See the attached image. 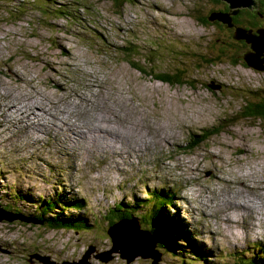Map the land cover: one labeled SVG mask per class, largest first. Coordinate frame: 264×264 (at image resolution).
<instances>
[{
  "label": "rangeland",
  "instance_id": "obj_1",
  "mask_svg": "<svg viewBox=\"0 0 264 264\" xmlns=\"http://www.w3.org/2000/svg\"><path fill=\"white\" fill-rule=\"evenodd\" d=\"M192 9L205 13L210 3L131 0L117 8L112 0H0V135L17 144L8 142L6 150L0 141V209L5 204L10 213L28 217L0 222V247L6 249L0 251V264H81L90 245L95 246L90 264H239V258H259L264 250V211L257 219L264 203V121L241 117L247 99L264 101V71L234 64L233 47L218 41V28L198 24ZM178 68L184 82L172 81L180 85L148 74H173ZM25 99L34 105L23 119L17 112H29L23 109L29 104ZM65 113L79 119L84 134L88 128L111 129L112 148L103 149L100 139L83 147L69 144L75 156L68 159L48 136L37 144L24 134V122L33 115L50 126ZM216 130L221 133L188 148L192 135ZM63 183L74 188V195L63 194L71 193ZM156 193L175 195L171 217L190 224L181 233L185 247L164 251L157 246L158 261L142 259L135 256L141 247L128 246L123 230L119 253L107 263L97 259L112 248L107 230L125 213L118 214L115 204L136 208ZM43 198L63 199L67 206L38 209ZM77 199L86 206L92 230L69 226L78 216L71 206ZM140 206L134 212L151 215L152 205ZM163 209L170 217L166 205ZM237 211L244 219L227 220ZM43 215L68 219L67 227L55 229L30 218ZM148 223L144 218L142 228ZM245 243L251 246L244 249ZM201 251L204 257L197 256Z\"/></svg>",
  "mask_w": 264,
  "mask_h": 264
},
{
  "label": "flooded vegetation",
  "instance_id": "obj_2",
  "mask_svg": "<svg viewBox=\"0 0 264 264\" xmlns=\"http://www.w3.org/2000/svg\"><path fill=\"white\" fill-rule=\"evenodd\" d=\"M251 1L250 6L234 9L223 0H207L210 3L209 10L203 13L192 9V13L196 15L195 19L201 26L216 27L220 30L218 41L225 46L233 47L232 60L237 59L238 64L247 66L244 59L247 58L260 68V71H264V0ZM216 13L229 14L232 27L214 17L213 14ZM236 29L247 31V39H236L234 37Z\"/></svg>",
  "mask_w": 264,
  "mask_h": 264
},
{
  "label": "bare ground",
  "instance_id": "obj_3",
  "mask_svg": "<svg viewBox=\"0 0 264 264\" xmlns=\"http://www.w3.org/2000/svg\"><path fill=\"white\" fill-rule=\"evenodd\" d=\"M58 87H60V83H58ZM25 100H28L29 104L23 105V109L24 108H26V109L28 108L29 112L25 113L23 110L20 111V112H17V113H20V115H22V116L25 115L23 117V119H25L28 115H30V113H31L30 107H32L34 105V104H32L30 102L29 99H25ZM8 108H7V110H8ZM7 110H6V113H7ZM50 114L57 115V114H54V113H48L47 115L49 116ZM41 115H43V113ZM34 116H36V114L32 116V118H31V120H29V122H27V123L24 122L23 126L26 127V128H24V134L29 133L30 137H34L35 138L33 140H35V142H37V144L39 142H41L45 136H48V137H46L47 140H49L51 143H53V144L57 145L58 147H60V149L66 153L68 159H72V157L75 156V154H74V152H72V148L70 147L69 144H74L76 146H82L83 147V145H90V144H94L95 145V141L97 139H100V140L104 141V144L102 146L103 149L112 148L108 144V142L113 138V131L111 129H104L102 126H101L100 129L88 128L87 133L84 134L83 130H82L84 127L79 122V119L75 120V119L71 118L70 116H68V114H66V113H65V116L61 117V119L58 120V121L49 120L48 119L49 117H48L47 118L48 121H56L55 123L51 124L50 126L48 125L47 121H45L40 116H39V119L33 120ZM7 117H9V116L7 115ZM71 124H74V125H71ZM93 124H94V122L90 123L89 125H93ZM37 125L43 126L44 130H41L40 132H36L34 130V128ZM104 126L108 127L107 125H104ZM101 129H104V130H101ZM0 136L2 137V138H0V141H2V144H4L6 150H7V147H8V145H7L8 142H9L10 145H11V142L15 143L14 141H12V139H11V137L9 135H6L7 139H6L4 134H2ZM19 138H20V136H19ZM43 143H45V142H43ZM15 145H17V144L15 143ZM1 150L3 151L4 149L1 147ZM17 151H18V149H17ZM41 151H42V148L38 152H41ZM80 151H84V150L80 149ZM86 151L89 152L88 149H86ZM87 155H88V153H87ZM33 171L36 172V169L33 168ZM250 175H251V172L249 170H247L246 173H245V176H250ZM59 176H60L59 181L63 180V178H62L63 170L59 171ZM61 184H62V182H61ZM63 185H64V183H63ZM240 185H242L244 187L247 184L245 183V181H241ZM263 186H264V184H263ZM64 188H66V187L64 186ZM191 195L193 196V194H191ZM262 211H264V203H263V207L258 212V218H257L258 220H260L259 214ZM0 213L2 214V213H4V211H0ZM7 214H8V216L13 215L10 212H8ZM175 214L179 215V212L175 210ZM237 219H244V216H241V214H239L238 211L236 212V215H235V217H233V219L227 218V220H237ZM62 222H64V221H62ZM121 223H122L123 227H126V223L124 221L121 220ZM179 223H180L182 228L188 229V227H190V224L185 219L179 220ZM255 224L256 223H252V225L249 228H251ZM186 229H185V231H186ZM124 231L127 232V230L125 228H124ZM246 232H247V230H246ZM249 240H252V239H249ZM229 244H232V245H235V246L239 245L236 242L229 243ZM210 251L212 252V250H210ZM262 252L264 253V250H262ZM260 257H262V256L260 255ZM262 258H264V257H262Z\"/></svg>",
  "mask_w": 264,
  "mask_h": 264
},
{
  "label": "trees",
  "instance_id": "obj_4",
  "mask_svg": "<svg viewBox=\"0 0 264 264\" xmlns=\"http://www.w3.org/2000/svg\"><path fill=\"white\" fill-rule=\"evenodd\" d=\"M76 1L79 2L82 0H76ZM112 1H113L114 5H116L117 8H120L125 1L129 2L131 0H112ZM204 23H206V21ZM232 62L234 64L238 63L237 59H233ZM181 70L182 69L178 68L179 72L173 73L171 75L155 73V71L148 72V74L154 76L157 80L163 81L164 83H168L170 85L171 84L176 85L179 83L172 81L173 78H176L177 82H180L181 84L184 82L183 78L181 77ZM243 117L254 119L256 121H258V120L264 121V101L253 102V103L247 102ZM220 132L221 131L216 130V131L211 132L209 134H205L203 141L209 139L212 135L218 134ZM197 145H199V143ZM170 201H172V199L169 200L167 198H164L163 200H159V202L153 204L152 208H153L154 213L149 220H150L151 225L153 226L152 233L154 235L156 234L158 240L160 241V243H159L160 247L165 248L167 250H173V249L176 250V248L174 247L175 238H174V230H173V226H172V221L162 214L163 206L164 205L169 206ZM125 204L126 203L122 202L121 204H118V206H117L118 211H122V212L125 211V213H123L124 215H122L119 218V221L124 219V218H128L129 216L131 217L133 215H137L136 212H133V209H136L137 207H139V205H137L136 208L135 207L130 208V207H127ZM44 205L46 206V209L49 210V209H52L55 207V202L50 201V200L43 201V206H42V203H41V205L38 204V208L43 210L42 207H44ZM2 207L8 208V207H6L5 204H3ZM74 207L76 209H78V211H82V209H83L82 208L83 206H81L80 202H77V205H74ZM120 208L122 210H120ZM125 208H127V210H125ZM10 212H12V211L10 210ZM119 214H122V213H119ZM45 215L41 216L40 219L42 221L47 222L50 226L67 227V226H64L67 223L62 222V221H65L64 219L55 218L56 221L53 222L54 219H52V218H54V217H50V216L48 217ZM157 215H158V217H157ZM141 218H143V217H141ZM80 219H81V215H78L77 218H75V219H70V221L75 223V224H69V226L71 225V227H77V228L85 229L87 227V222H86L87 220H85V219L80 220ZM78 223H81L82 225L80 226V225H78ZM51 224H53V225H51ZM73 229H75V228H73ZM261 256L264 257V253ZM238 260H239V262H238L239 264H264V262L259 263L255 258H253L251 260H243V259L239 258Z\"/></svg>",
  "mask_w": 264,
  "mask_h": 264
},
{
  "label": "water",
  "instance_id": "obj_5",
  "mask_svg": "<svg viewBox=\"0 0 264 264\" xmlns=\"http://www.w3.org/2000/svg\"><path fill=\"white\" fill-rule=\"evenodd\" d=\"M223 1L229 3L231 8H234V9H241L243 7H247L252 4L251 0H223ZM213 16L216 17L218 20H220L222 23H226L229 25V27H232V23L230 20L231 18L229 14L216 13V14H213ZM247 36H248V32L243 29H237L234 34V37L238 40L247 39ZM244 59H245L246 65L249 68L260 71V68H258L253 62L249 61L247 58H244ZM209 87L215 89V87L212 85H209ZM16 218L18 217L8 216L7 213H2V215H0V222L2 221L13 222ZM122 221L126 223V227H123L120 221V223L113 225L109 231V234L111 235L114 241V247L109 252V256L106 257L103 255H99L98 258H100L103 262H108L111 258V254L118 252V248H119L118 247V240H119L118 239V228H122V229L125 228L127 230L128 237L130 238L132 243L135 244L136 246L141 247L140 255L143 256L144 258L152 257L154 261H158L160 259V254L156 251L157 240L155 236H153L149 231L142 229L141 224L136 219L128 218ZM125 239L127 240V237ZM93 252H94V249L88 250L86 254L83 256V258L81 259V264H90L89 259ZM102 256L105 258H103ZM65 264H70V263H65ZM73 264H80V262H76Z\"/></svg>",
  "mask_w": 264,
  "mask_h": 264
}]
</instances>
